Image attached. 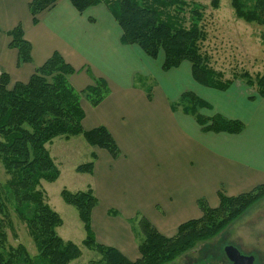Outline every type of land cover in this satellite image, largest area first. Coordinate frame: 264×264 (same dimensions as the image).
I'll return each instance as SVG.
<instances>
[{"label":"crops","instance_id":"crops-1","mask_svg":"<svg viewBox=\"0 0 264 264\" xmlns=\"http://www.w3.org/2000/svg\"><path fill=\"white\" fill-rule=\"evenodd\" d=\"M31 1L0 0V73L8 74L9 86L28 82L54 52L74 68L68 80L75 91L92 85V78L108 86L97 106L80 102L82 128L104 126L118 148L112 157L89 146L93 169L83 175L97 199L90 214L96 242L135 261L138 243L129 221L146 218L171 237L181 223L201 217L199 199L216 208L219 192L237 196L264 184V98L243 85L205 91L187 62L164 72L163 57L151 59L139 47L121 44V30L102 5L78 13L69 0H56L33 24ZM18 24L31 45L29 63L18 64L17 51L9 47L8 32ZM137 76L154 80L149 98L148 86L135 83ZM185 92L204 99L214 114L242 122L243 131H201L190 116L172 109ZM256 204L255 211L264 214V197Z\"/></svg>","mask_w":264,"mask_h":264},{"label":"trees","instance_id":"trees-1","mask_svg":"<svg viewBox=\"0 0 264 264\" xmlns=\"http://www.w3.org/2000/svg\"><path fill=\"white\" fill-rule=\"evenodd\" d=\"M56 0H32L29 13L32 23L38 15L51 9ZM78 13L90 7L104 6L121 30L122 45H135L151 59L163 54L161 69L169 71L182 62L190 64L191 76L199 85L217 91H226L233 79H224L215 70L209 56L203 51L207 34L203 25L205 7L194 0H69ZM235 16L248 23L263 27L264 0H229ZM214 7L217 0H213ZM9 47L17 51L18 64L31 61V45L24 39L20 24L8 32ZM75 72L64 59L54 52L34 70L28 82H16L10 87L8 74L0 73V163L8 179L0 187V213L5 217L7 204L13 207L36 243L38 256L28 258L22 248L8 247L5 233L0 229V264H67L79 256V249L71 241H63L55 228L62 219L46 202L41 181L53 182L59 170L46 145L57 137L81 135L88 144L106 149L112 157L118 148L109 131L102 125L90 130L82 128L84 112L81 100L97 106L108 94V86L101 78H92V85L75 91L69 76ZM240 78L256 90V97L264 98V69L252 76L243 72ZM148 91V93H147ZM150 97V89L146 90ZM254 98V97H251ZM191 116L201 131L239 134L244 124L220 114L204 116L201 109L211 110L210 104L191 92L183 93L172 105L175 111ZM91 159L94 155L91 154ZM93 161L76 167V172H92ZM62 200L74 206L83 224L85 238L82 243L101 255L102 264H165L191 250L196 244L219 233L246 209L264 197V184L237 196L218 193L216 208L205 199L198 200L202 213L178 226L174 236L166 237L146 219L140 217L137 225L143 234L138 244L139 258L128 260L117 249L96 242L90 225V214L97 199L90 187L75 193L63 189ZM0 219V223H1Z\"/></svg>","mask_w":264,"mask_h":264},{"label":"rangeland","instance_id":"rangeland-1","mask_svg":"<svg viewBox=\"0 0 264 264\" xmlns=\"http://www.w3.org/2000/svg\"><path fill=\"white\" fill-rule=\"evenodd\" d=\"M194 1L205 7L203 25L207 37L202 46L203 51L209 56L211 66L221 72L224 79H233L230 87L243 85L250 90L252 96L256 97V90L247 86L239 75L246 71L255 76L263 71L264 42L261 39L263 27L238 19L229 0H217L216 7L211 4L213 0ZM158 57H163V54L160 53ZM153 82L151 78L141 79L139 76L135 78L136 84L146 85L148 89ZM204 90L209 91L207 88ZM205 96L209 98L208 94ZM214 98L212 97L211 100L218 103ZM177 110L181 111V108L178 107ZM199 113L204 116L214 114L213 110L208 109H201ZM190 118L194 121L191 116ZM89 146L91 145L81 135L69 138L57 137L51 144L46 145L60 174L53 182L42 180L40 187L45 192L46 202L62 219V224L55 228L56 233L63 241L73 242L80 251L79 256L71 259L67 264H102L101 255L82 243L85 231L77 209L66 204L60 195L63 189L75 193L85 191L87 188L88 176L76 172V167L89 160ZM7 179L8 176L0 163V187ZM256 202L219 233L198 242L194 248L165 264H231L224 254L226 246H233L242 255H252L254 264H264V214L259 212L262 208L255 211ZM5 211H8L5 217L0 213L2 221L0 229L6 235V246L8 244V247L13 249L22 248L24 254L34 260L39 252L27 225L17 217L11 205L7 204ZM133 221L129 222L139 244L143 240V234Z\"/></svg>","mask_w":264,"mask_h":264},{"label":"water","instance_id":"water-1","mask_svg":"<svg viewBox=\"0 0 264 264\" xmlns=\"http://www.w3.org/2000/svg\"><path fill=\"white\" fill-rule=\"evenodd\" d=\"M224 254L231 264H254V257L252 255H242L233 246H226Z\"/></svg>","mask_w":264,"mask_h":264}]
</instances>
